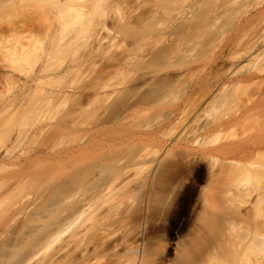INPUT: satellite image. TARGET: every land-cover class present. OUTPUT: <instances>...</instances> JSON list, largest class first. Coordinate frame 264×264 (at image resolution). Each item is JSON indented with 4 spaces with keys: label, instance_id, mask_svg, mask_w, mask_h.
<instances>
[{
    "label": "bare ground",
    "instance_id": "1",
    "mask_svg": "<svg viewBox=\"0 0 264 264\" xmlns=\"http://www.w3.org/2000/svg\"><path fill=\"white\" fill-rule=\"evenodd\" d=\"M0 8V264H264V0Z\"/></svg>",
    "mask_w": 264,
    "mask_h": 264
},
{
    "label": "rangeland",
    "instance_id": "2",
    "mask_svg": "<svg viewBox=\"0 0 264 264\" xmlns=\"http://www.w3.org/2000/svg\"><path fill=\"white\" fill-rule=\"evenodd\" d=\"M32 4V3H31ZM29 5L30 7L31 6H33V8L31 9H29L30 11L31 10H34V11H31V12H29V13H36L35 11H36V8H37V6L35 7L34 5H36V4H32V5ZM7 8V7H6ZM9 9L10 8H8V10L6 9H1L0 8V31H4V30H6V29H8V23H10L11 21H10V19L12 18V16H10L9 15ZM24 9V8H23ZM22 9V10H23ZM124 11H127L126 10V8H124L123 9ZM9 11V12H8ZM22 12V11H21ZM27 11H25V13H26ZM23 13V12H22ZM7 25V26H6ZM2 27H4L3 29L4 30H2ZM108 27H109V29H107V30H105L104 32H103V36L105 35V37H106V40L108 41V40H111V41H114L115 40V43H119V42H116V39L118 40V38H119V40H122V35H120V37H121V39H120V37H117V36H119V34L118 33H116V29H115V27H112L111 26V24L110 25H108ZM111 27V28H110ZM1 32V35L4 33V35H6V38H7V36H8V34H9V32L7 31H5V32H3L2 33ZM1 35H0V37H1ZM2 38L3 37H1L0 38V51H1V49H4L5 50V48L4 47H7L9 44L8 43H10V42H8V40L11 38V36H9L8 37V39H6L5 37L3 38L4 40H2ZM2 40V41H1ZM11 40V39H10ZM105 40V41H106ZM3 41H4V43H6V42H8V43H6L7 45H5V46H3ZM123 41V40H122ZM122 41H120V43L122 44L123 42ZM4 50H2V53L4 52ZM2 53H0L2 56H5V54L3 55ZM35 53V52H34ZM33 54V53H32ZM0 55V56H1ZM34 55L35 54H33V56H31V59H32V57H34ZM2 58V57H1ZM4 58V60L5 59H7L6 57H3ZM2 58V59H3ZM2 59H0V60H2ZM33 59H35V58H33ZM65 58H63V59H61L59 62H58V64H60V62H63L65 65H66V63H67V60L66 61H63ZM33 61V60H32ZM66 62V63H65ZM69 62V61H68ZM57 64V63H56ZM56 64H55V66H56ZM58 64H57V66H58ZM62 64V63H61ZM63 65V64H62ZM54 65H53V68H56ZM59 67V66H58ZM60 67H61V65H60ZM63 68V67H62ZM88 69H90V68H88ZM87 72V74L91 71V69L88 71V70H86ZM85 73V74H86ZM72 76H73V74H71ZM71 76V77H72ZM71 77H69L68 76V79L69 80H72L71 79ZM73 78V77H72ZM1 84V83H0ZM2 85V86H1ZM0 85V88H1V91L3 90V88L2 87H4L3 86V84H1ZM72 85V84H71ZM6 88V87H5ZM68 89V88H67ZM5 90V89H4ZM6 90H8V88L6 89ZM6 92V91H5ZM0 98H1V96H0ZM1 100V99H0ZM70 105L71 106V104H68V103H66V110L69 108L68 106ZM65 106V105H64ZM61 107H63V106H61ZM64 108V107H63ZM62 110V108H60V111ZM65 110V108L62 110V111H64ZM60 114H61V112H60ZM58 116V115H57ZM57 116H55V117H57ZM58 118V117H57ZM161 119H162V117H160ZM55 120H57V119H54V121ZM49 121H51V122H54L53 120H51V119H49L48 120V122ZM162 121V120H161ZM161 121H159L160 122V124L159 125H161L162 123H161ZM163 123H164V121H162ZM50 123V122H49ZM166 123V124H165ZM165 123L164 124H162L161 125V128L159 129L160 131H157V134L159 133V132H161V134H162V131H164V126H166L167 125V122L165 121ZM164 125V126H163ZM160 127V126H159ZM158 126H157V129L159 128ZM163 128V129H162ZM32 133V132H31ZM30 133V134H31ZM35 133V132H34ZM34 133H32V134H34ZM36 135V134H35ZM159 135H160V133H159ZM31 136V135H30ZM37 136V135H36ZM39 136V138H38V140L40 139V138H42L43 137V134H42V137L40 136V134L38 135ZM37 136V137H38ZM157 138H155V142H152V141H154V140H152V141H150V143L148 144V146H147V149L150 151V152H152L151 154H154L155 152H157V159H162V156H161V154H162V152L163 151H167V150H169V149H171L172 147H173V143H174V141H172V138L170 137L169 138V136H167L168 138H164L163 137V135H160V137L157 135L156 136ZM159 137V138H158ZM166 137V136H165ZM36 139V138H35ZM40 141V140H39ZM36 141H34V143H35ZM37 143L39 144V142L37 141ZM38 144L36 145V146H38ZM33 146V145H32ZM34 148H35V144H34V146H33ZM159 156H161V157H159ZM184 164H185V161H184ZM207 172V171H206ZM172 186H173V181H172V183H169V184H163V183H157V205L155 204V207H154V209L155 210H153V212H156V215H155V217H154V219H153V222H157V225H159V224H163L164 222H163V217H164V214H165V206L167 205V203L169 202V200H170V197H171V192H172ZM159 198H162V201L161 202H159ZM163 216V217H162ZM163 222V223H162ZM157 234H158V232H157Z\"/></svg>",
    "mask_w": 264,
    "mask_h": 264
}]
</instances>
